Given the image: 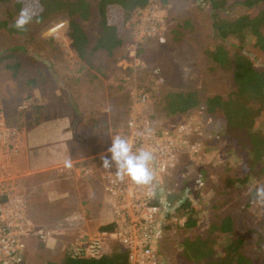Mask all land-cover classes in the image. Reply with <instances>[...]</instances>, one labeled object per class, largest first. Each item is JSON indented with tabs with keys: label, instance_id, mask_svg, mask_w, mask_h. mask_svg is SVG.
Here are the masks:
<instances>
[{
	"label": "rangeland",
	"instance_id": "1",
	"mask_svg": "<svg viewBox=\"0 0 264 264\" xmlns=\"http://www.w3.org/2000/svg\"><path fill=\"white\" fill-rule=\"evenodd\" d=\"M151 1L146 9L130 17L125 27V46L112 58L98 52L88 62L82 61L68 39L70 25L65 14L44 22L32 20L21 35L0 30V112L9 123L16 110L26 113L36 106L37 96L50 98L51 114L63 115L67 129L74 131L67 132L69 141L79 143V147L86 141L98 146L92 154L96 158L110 146L112 133L133 113L147 116L161 128L192 123L199 129L190 138L196 147L190 145L182 153L177 168L165 180L167 190L173 192L166 197L172 214L166 215L161 235V260L164 264L219 263L226 256V246L243 239V253L251 261L248 264H264V206L252 203L250 196L255 187L264 185V162L249 175L248 156L239 151L226 123L210 116L204 106L186 115L169 116L162 110V101L170 93L195 91L205 102L218 95L228 99L236 92L233 72L220 67L209 55L218 45L223 44L231 54L243 45L258 70H264V53L249 35L244 42L217 39L210 0H170L163 9L156 0ZM226 1L227 7L220 15L228 19L264 9V3L247 9L240 0ZM16 16L14 3L0 5V22L10 17L14 21ZM84 28L93 46L100 20L94 16ZM144 94L149 98L147 103L142 101ZM28 100H32L31 108L21 110ZM261 128L264 130V123ZM5 177L16 182L19 179ZM22 186L23 182L16 183L15 193L23 195ZM43 197L42 205L46 207ZM187 199L197 221L192 228L186 227L187 216L176 215ZM109 207L100 221L90 213L84 215L85 220L77 228L67 226L66 234L70 235L66 240L94 234L100 222L112 223L114 214ZM62 209L66 216L69 207ZM50 216L46 214L47 219ZM227 217L232 219L231 234L215 227ZM198 238L206 245L211 242L210 249H204V255H208L201 259L189 255L185 246L187 240ZM23 248L20 257L22 264H27L36 254L26 252L27 243ZM118 248L112 244L110 252Z\"/></svg>",
	"mask_w": 264,
	"mask_h": 264
},
{
	"label": "trees",
	"instance_id": "2",
	"mask_svg": "<svg viewBox=\"0 0 264 264\" xmlns=\"http://www.w3.org/2000/svg\"><path fill=\"white\" fill-rule=\"evenodd\" d=\"M160 8H166L170 0H156ZM241 5L247 9L261 6L264 0H240ZM14 3L15 14L21 8L27 7L33 14L32 20L44 22L53 16L65 14L69 19L70 40L76 54L82 61L88 62L98 52H104L110 58L114 57L125 46L124 33L126 24L135 12L146 9L151 0H0V5ZM213 10V29L215 36L222 42L237 39L244 42L247 35L254 40V45L264 53V9L255 13L246 12L237 18L228 19L220 15V11L227 7L226 0H210ZM13 15V14H12ZM96 16L100 20V30L92 46L90 36L84 25ZM117 16V17H116ZM13 18L0 22V30H7L11 34L21 35L27 28L18 31L12 27ZM247 51L241 46L231 54L223 44L218 45L209 53L211 59L225 70L233 72L236 92L228 99L215 96L201 100L198 93L177 92L168 94L162 101V110L169 116L188 114L201 106L215 119L226 123L228 132L234 137L239 151L243 150L248 156L249 175L264 162V70H258ZM8 59V58H5ZM93 67V62H91ZM7 68H10L9 66ZM36 113L42 115L44 107L36 106ZM178 217H186V227L197 225L193 217L192 203L187 199L182 203ZM169 227V226H168ZM217 231L225 234L233 232L231 218H225L215 226ZM103 231H112L113 226L102 227ZM198 238L195 241L187 240L185 243L187 253L196 258H205L204 249L209 248V243ZM71 246V245H70ZM245 241L237 239L226 246V256L207 264H248L250 259L243 253ZM71 250V249H69ZM46 264H130L129 252L118 249L105 254L101 258H74L68 251L61 262L48 261Z\"/></svg>",
	"mask_w": 264,
	"mask_h": 264
},
{
	"label": "built area",
	"instance_id": "3",
	"mask_svg": "<svg viewBox=\"0 0 264 264\" xmlns=\"http://www.w3.org/2000/svg\"><path fill=\"white\" fill-rule=\"evenodd\" d=\"M142 101H149L147 95L144 94ZM31 106L32 100H28L20 108L28 110ZM198 130L189 122L161 128L147 116L133 113L125 125L112 133V138L117 134L126 137L134 152L140 148L152 151L154 160L150 169L154 180L148 186L135 185L127 177L118 181L115 168L108 172L99 166L105 194L113 207V230L75 239L70 250L74 258H101L110 253L109 247L113 244L129 252L130 264H164L158 250L166 215L172 214L166 197L173 193L167 190L166 181ZM14 142H22L21 133L10 127L0 112V146L9 148ZM3 168L0 167V264H22L20 251L24 250L26 240L34 236L48 243L56 234V228L34 224L25 197L15 193V185L10 187L12 181L5 177Z\"/></svg>",
	"mask_w": 264,
	"mask_h": 264
},
{
	"label": "crops",
	"instance_id": "4",
	"mask_svg": "<svg viewBox=\"0 0 264 264\" xmlns=\"http://www.w3.org/2000/svg\"><path fill=\"white\" fill-rule=\"evenodd\" d=\"M36 101V106L44 107L42 115L36 113L34 106L26 113L22 112L25 114L16 110L14 116H10L14 122L10 121L11 125L6 120L10 127L20 131L22 142H14L9 148L0 146V163H2L0 167L4 166L5 176L19 178L17 182L9 183L10 187L23 182V196L34 224L56 228V234L48 243H42L33 237L26 240V252L30 250L36 254L27 264H46L48 261L61 262L62 257L69 251L66 247L77 239L74 236L66 240L70 235L66 234L67 226L77 228L82 224L81 221L85 220L84 215L90 213L93 218L100 221L101 215L108 210L107 207L110 206V209L113 207L103 188L99 158L92 156L98 146H91V143L86 141L81 144L82 147H79V143L69 141L70 136L67 132L74 134V131L67 129L63 115L56 117L55 114H51L53 106L48 102L52 100L37 96ZM17 102L18 100L14 102L15 106ZM66 159L72 160L71 169L64 167ZM85 171L91 174H86ZM6 178L10 180V177ZM42 197L47 202L46 207L42 205ZM35 201L40 203L35 204ZM63 207H69V210L64 212L67 213L66 216H63ZM46 214L51 215L50 219H47ZM112 223L100 222L98 230L96 229L90 236ZM85 231L89 233L88 229ZM82 236L88 235L80 234L79 237Z\"/></svg>",
	"mask_w": 264,
	"mask_h": 264
},
{
	"label": "clouds",
	"instance_id": "5",
	"mask_svg": "<svg viewBox=\"0 0 264 264\" xmlns=\"http://www.w3.org/2000/svg\"><path fill=\"white\" fill-rule=\"evenodd\" d=\"M33 14L27 7L19 10L12 27L18 31H23L32 21ZM100 167L111 172L115 168V177L118 181H123L125 177L138 186L151 185L154 174L150 165L154 160L151 150L143 148L133 151V147L126 137L115 135L105 152L99 154ZM64 167L71 169L73 162L71 159L64 161ZM251 202L264 206V185H258L250 192Z\"/></svg>",
	"mask_w": 264,
	"mask_h": 264
}]
</instances>
